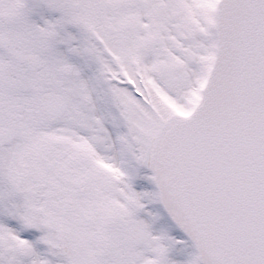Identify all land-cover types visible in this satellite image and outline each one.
Segmentation results:
<instances>
[{
    "label": "snow or ice",
    "instance_id": "6c2138e0",
    "mask_svg": "<svg viewBox=\"0 0 264 264\" xmlns=\"http://www.w3.org/2000/svg\"><path fill=\"white\" fill-rule=\"evenodd\" d=\"M0 264H264V0H0Z\"/></svg>",
    "mask_w": 264,
    "mask_h": 264
}]
</instances>
